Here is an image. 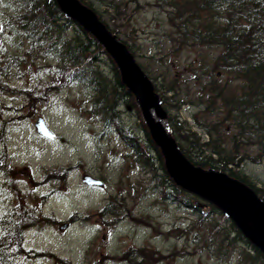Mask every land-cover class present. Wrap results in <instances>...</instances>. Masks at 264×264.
<instances>
[{"label":"rangeland","instance_id":"rangeland-1","mask_svg":"<svg viewBox=\"0 0 264 264\" xmlns=\"http://www.w3.org/2000/svg\"><path fill=\"white\" fill-rule=\"evenodd\" d=\"M88 1L101 12L111 30H117L118 37L133 46L138 61L164 90L168 116L180 119L184 132L190 136L194 132L204 142L206 128L218 124L220 137L229 141L231 133L226 130L232 127L237 131L231 119L225 120V97L229 94L210 87L225 85L240 92L243 83L222 67L213 69L211 59L217 47L203 46L183 36L180 20L156 0ZM16 7L11 0H0V24L7 30L0 32V55L23 52L32 45L16 28V22L14 27L4 25L6 15L14 16L19 11ZM76 26L70 24L72 32ZM46 53V45L39 47L35 42L36 61L21 67L9 57L0 56V78L11 85L0 87V101L7 106L2 116L10 125L0 130V151L4 141L9 166H14L8 176L0 171V216L23 201L28 210L48 217L46 222L33 218L27 222L30 226L24 230V246L32 253L18 259V264H263L240 258L245 246L242 240L232 244L226 240L219 248L221 236L216 230L231 228L227 217L203 210L206 221H216L217 228L201 222V213L183 207L174 189L167 188L170 185L165 170L138 159L139 154L150 153L151 159L159 160V155L150 151L145 137L148 128L139 116L135 98H119L122 115L106 126L98 114L85 110L92 108L97 98L86 73H81L79 82L73 80L57 90L55 85L71 73L59 63L63 54L56 49ZM111 59L102 55L94 64L98 63L110 78L115 77ZM84 60L94 62L92 58ZM10 88L22 92L8 93ZM39 115L45 116L55 137L37 133L35 121ZM136 137L147 143L140 146V152L131 147V138ZM226 148L229 150H224L222 157H227L231 146ZM246 150L254 155L259 152L251 146ZM205 155L209 158L210 152ZM241 168L264 188V159L244 162ZM86 173L106 180V188L87 187L82 181ZM49 192L52 196L44 198L43 194ZM111 194H118V200L109 208ZM109 210L114 214H108ZM181 227L186 232L180 231Z\"/></svg>","mask_w":264,"mask_h":264},{"label":"trees","instance_id":"trees-1","mask_svg":"<svg viewBox=\"0 0 264 264\" xmlns=\"http://www.w3.org/2000/svg\"><path fill=\"white\" fill-rule=\"evenodd\" d=\"M33 2L32 6L21 4L23 8L19 9L17 14L6 22V25L13 26L14 22H16V28L31 40L32 48H35V42H39V47L42 46L43 41H46L44 39L45 36V38L49 40L46 46V54L53 53L54 49L59 51V54L63 52L67 57L62 56V60H59L60 65L62 62L64 68H76L74 70V75L71 76L72 79L76 77L80 78L81 73H86L89 77L88 80L96 86L95 90L97 91V95L95 94V96L97 98L94 101V110L100 113L102 119L108 124L112 118L115 116L118 117L119 115L117 110L118 99L127 96L135 98L134 95L126 90L125 86L111 87L107 84L110 77L107 76L98 65H94L98 59V57H95L97 52L86 53L87 50H90L89 45L92 40L96 46L99 44L92 35H88V39H90L88 43L79 47L83 49V51H86L84 55L73 53L61 47H53V36L50 31L54 30L52 29L54 26L51 24L49 17L51 16L55 19L56 12L64 18L65 16L59 9L56 0H33ZM173 4L178 10V12H175L177 14L174 17L180 20L178 26L183 32L182 35L191 37L194 41L197 40L206 46L221 47L222 52L219 64L231 76L239 78L244 82L242 93L236 92L235 94L232 88L229 87V90L233 93L225 97L226 108L224 113H226L227 117L225 120H232L237 128L235 134L242 135L243 140H251L258 145L259 152L256 153V156L259 157H253V159H255V161H261L264 158V0H174ZM67 21L70 22L69 19H67ZM99 53L100 52H98V54ZM82 56H84V58ZM87 58H92L94 62L90 64L89 62H84V59ZM111 60L114 64L115 80H118L120 85L122 83L118 75L119 69L114 60ZM7 85L10 86L9 83L4 82V80L0 78V87ZM121 87L124 88L122 94L119 92ZM156 90H161V88L156 87ZM9 92L21 93L22 89L15 90L10 88L8 93ZM160 96H163V93H161ZM162 102L165 103V100ZM97 103L99 104L98 106ZM134 103H137L136 100ZM6 107L7 106L0 101V130L4 122L2 113L5 111ZM97 107L100 111L97 110ZM144 123L145 121L143 120V124ZM168 123L171 126L172 133L178 139L181 148L198 164H203L205 160L201 157L208 151L219 153L221 150H229L226 149V145L231 146L230 151L232 152H239L241 150L238 147L240 144L236 135H233V140L235 142L224 141L223 138L220 137L218 124H213L214 126L212 129L206 128V132L210 136V139L201 142L194 132H192V137L197 138H185L186 135L190 136V134L182 132L183 127L180 126L177 120H174V116L169 115ZM216 123H220V121ZM230 128L234 131L232 127ZM145 132L150 142V149L152 148V150L156 151L159 155V160L158 157L155 159L156 162H161L162 168L165 169L164 160L159 149L153 144L150 133H148L149 131L146 130ZM146 150L148 151V146ZM0 161H5L3 154L0 156ZM203 166L216 165L213 163H205ZM164 175L168 177L167 180H169L170 185L179 191L181 194L180 198L185 199L187 203L189 202V204L191 203V205H193V201H195L193 199L197 197L178 186L168 175L166 169ZM238 177L252 186L260 196L264 198V188L257 186L254 182L239 175ZM206 209L208 210H205L204 213H223L213 204H209V207ZM19 211L20 213L17 215L18 218L12 214L11 217L5 216V219L0 222V224L8 227L10 230L7 235L5 234L3 236L0 234V262H2V264L10 263L15 256L14 253H7L9 245L17 244L18 247H23L24 230L30 226L27 224V222L29 223V219L33 218V220H36L40 217L32 210ZM195 212L201 213L203 210H195ZM201 216V222H210V226H213V229L217 228L216 221L212 222V219L206 221V216L202 213ZM226 221L231 225V228L228 230L226 229L227 231L225 232L222 229L216 230L218 235L221 236V241H219L220 245L218 247L223 248L226 240L228 241L227 244L242 240L245 246L240 252V258L244 262L264 264V253L243 235L230 218H227ZM18 230H20V237L16 239ZM179 230L186 232L183 228H179ZM223 233L225 234L223 235ZM137 263L138 262H135V264Z\"/></svg>","mask_w":264,"mask_h":264},{"label":"water","instance_id":"water-1","mask_svg":"<svg viewBox=\"0 0 264 264\" xmlns=\"http://www.w3.org/2000/svg\"><path fill=\"white\" fill-rule=\"evenodd\" d=\"M59 2L66 12L77 18L85 29L95 34L112 52L128 86L136 95L151 134L162 147L170 175L183 188L217 203L227 216H231L245 236L264 252V199L246 183L215 170L209 172L192 163L180 149L176 139L169 134L164 123L155 116L153 110L161 118L166 116V111L153 84L142 75L140 65L127 45L112 33L96 12L83 6L79 0ZM37 127L41 132L51 135L43 118L38 119ZM85 181L89 184H102L90 175L85 177Z\"/></svg>","mask_w":264,"mask_h":264},{"label":"bare ground","instance_id":"bare-ground-1","mask_svg":"<svg viewBox=\"0 0 264 264\" xmlns=\"http://www.w3.org/2000/svg\"><path fill=\"white\" fill-rule=\"evenodd\" d=\"M80 3L85 6V7H88L90 9H92L94 12H96V14L98 15V17L108 26L109 23L103 18V15L101 14V12L99 10H97L93 4L88 1V0H79ZM135 1V0H133ZM138 1V0H136ZM173 1L174 0H156L155 3L156 4H159L161 6H164L165 9H169V11L171 13H173V17L177 14L175 12H178L176 6L173 4ZM11 2L17 7L16 8H23V6L21 4H28L30 6H32V4L34 3L33 0H11ZM58 6H59V9L61 10V12L64 14L65 18L58 14L57 12L55 13V19L53 17H49L50 18V21H51V24L54 26L52 29L54 30H51L50 33L52 34L53 36V40H52V45L53 47L55 46L56 48H64L66 50H69L73 53H76V54H80V55H84V53L86 51H83V49L79 48V47H82V45H85L86 43H88L90 41V39H88V35H92L96 40L97 42L99 43L97 46L93 43V40L90 42V45H89V49L90 50H87L86 53H91V52H97L96 56L95 57H98V59L102 58V55H105V56H109V57H112L114 58L112 52L108 49V47L106 46L105 43H102L99 38L93 34L92 32H89L87 29H85V27L83 26V24L75 17H73L71 14H69L68 12H66L63 7L61 6L59 0H56ZM169 16V13L168 15ZM67 19L70 20V22L67 21ZM73 23V24H76L77 26L74 28V32H72V27L70 28V24ZM27 38V37H26ZM44 39L46 41H43V45L45 44L46 46L48 45L49 43V40H47V38H45L44 36ZM25 40V39H24ZM41 40V39H40ZM119 40H121L123 43H125L128 47V50H132L133 51V46L128 43L127 40L123 39V38H119ZM27 41V40H25ZM194 41V40H193ZM28 42V41H27ZM80 42V44H79ZM195 43L197 44H201L203 45L202 43L198 42L197 40L194 41ZM30 45L32 44L31 42H28ZM5 45L4 41H3V46ZM203 46H206L205 44ZM5 47V46H4ZM207 47H212V46H207ZM217 49L218 52H216L213 56H212V59H211V66L213 67V69H217L218 67H222L220 64H219V60H220V55H221V52H222V48L221 47H218ZM98 52H100L98 54ZM34 54V48H32V45L30 46V48H26L25 51L23 52H18L16 54H11L9 52L7 53H3L1 54L0 56H3V57H9V60H11L16 66L18 67H21L22 65H25V64H31L33 62L36 61V58L33 56ZM63 56L64 57H67L66 54H64L62 52ZM12 57H11V56ZM97 59V60H98ZM96 60V61H97ZM136 61L138 62L139 64V61L138 59H136ZM96 65L99 66V64L97 63ZM140 70H141V73L142 75H144L147 79L150 80V82L153 84L154 88L156 87H159L157 85V83H155L152 79V76L149 74V71L147 69L146 66H144L142 63L140 64L139 66ZM118 75H119V79H121V83L119 85L118 83V80H115L116 77H111L108 81L107 84H109V86L111 87H114V86H125V89L128 90L129 92H133L130 87L128 86V82L123 74L122 71H119L118 72ZM90 85L93 87V88H96V86L91 83L89 81ZM243 85H244V82L242 81ZM210 88L218 91L219 93H225V92H228V94H232L233 92L229 90V86H225V85H218V86H211ZM48 89H52V90H56L55 88L53 87H49ZM47 89V90H48ZM233 90V89H232ZM124 91V88L121 87V89H119V92L120 94H122ZM234 91V90H233ZM235 94L236 92L238 91H234ZM163 93L161 90H160V93L159 95ZM238 93H242V91L238 92ZM159 99L161 101L165 100V97L164 95L163 96H159ZM169 100V99H168ZM259 100V99H257ZM165 102H167L165 100ZM224 103V102H223ZM165 104V103H164ZM138 108L140 110V113H139V116L140 118H144V114H143V111H142V108L138 105ZM121 115H122V112H120ZM4 119V118H3ZM19 120V118H16ZM177 120V122L180 124L181 127L182 126V123L179 121L180 119L178 118H175ZM215 122H218V121H215ZM214 122V123H215ZM213 124V123H212ZM10 125H8V121L6 119H4V122L2 123L1 125V129L2 130H6L8 129ZM182 132L183 133H186L184 132V127L182 128ZM227 133H231V135L229 136V142H235L233 140V135H236V138L237 140H239V149H244L243 151H239V152H232V151H229L227 157H222L223 156V152L224 150H221L219 151V153H216V152H211L210 151V157L208 158L207 155H203L201 158L204 159L205 161L203 162V164L205 163H213L215 164L216 166H203V164H198L196 162H194L186 153L185 151L181 148V146L179 145V142H178V139L174 136V134L172 132H170L169 134L174 138L176 139L177 143H178V146L180 147V149L184 152V154L186 155V157L192 162L194 163L196 166H199L201 169H205L207 171H211V170H215L217 173L219 174H224L225 176H228L230 178H234V179H237V180H240L244 183H246L245 181H243V179H241L239 176L243 177V178H246L247 180L253 182V180L251 179V177L245 173L243 171V169L241 168V165L244 163V162H248V161H253V162H258V161H255V159H253V157H259V156H256V154L254 155L253 153L249 152L246 150V147L248 146H251V147H255L257 148L258 150V145L255 144V142H252L251 140L249 141H245L246 139L243 140V137L242 135H238V134H235V132H233V130L229 127L228 130H226ZM152 140H153V144L157 146V148L159 149L162 157H163V160L166 161V158H165V155L163 153V150H162V147L156 142L155 138L153 137V135H150ZM206 140L208 141L210 139V136L206 133ZM146 137V141L149 143V139L147 137V135L145 136ZM188 137V135L185 136V138ZM190 138H193L192 136H190ZM186 140V139H185ZM133 142L132 144V148L136 149V152H140L139 149H141V145L143 146V143L147 144L146 141H144L142 138H137L136 137V140L133 139L131 140ZM146 149H147V146H144ZM206 149H209V148H206ZM227 149V148H226ZM151 152L152 151V148L150 149ZM248 154V155H247ZM147 155V156H146ZM146 155H141L139 154L138 155V159L143 162L145 161L146 163H148V165L150 166H157L156 169H163L162 168V163L160 162V166L157 165L156 161L154 159H151L150 157H152V155H150V153H147ZM149 157V158H148ZM114 158L118 161V156H114ZM227 158V160H226ZM264 159V158H263ZM237 160V161H236ZM232 164H236V166H232ZM164 167L166 169V172L168 173V175L170 176V173L168 172L167 170V167H166V162H164ZM164 169V170H165ZM255 183V182H254ZM247 185H249L248 183H246ZM256 184V183H255ZM185 190V189H184ZM187 192H189L191 195L193 196H196L197 198L193 199L195 201H193V205H191V203L189 204V202L187 203V201H185V199H181L180 198V193L177 189H174V193L179 197V203L183 204V207H187L188 209H192V210H208L206 208L209 207V204H213L215 205L218 210H223L217 203H215L214 201H212L211 199L207 198V197H204L203 195L201 194H198L196 192H193L191 190H186ZM176 203V202H175ZM199 208V209H198ZM13 211L14 210H5L3 212V217H2V220L5 219V216H9L11 217V215L13 214ZM38 216H40L39 218L37 219H40L44 222H46L45 219H47L48 217L44 218L42 217L41 215L38 214ZM230 217V220L235 223V225L237 226L236 222ZM72 218H75L76 219V216L75 217H72ZM246 220H248L247 217H244ZM0 222H1V219H0ZM250 223V221H248ZM182 228V227H181ZM237 228L243 233V231L237 226ZM254 228V227H253ZM184 229V228H183ZM10 231L8 227H5L3 226L2 224H0V234L1 235H7ZM254 231H256V229L254 228ZM243 235L245 236V234L243 233ZM246 237V236H245ZM247 238V237H246ZM248 239V238H247ZM249 240V239H248ZM25 239L23 237V243H24ZM31 253H32V250H30ZM33 252H36V254L39 253V251H33ZM7 253H14V254H25L26 253V249L24 247L20 248L17 246V244H14V245H9L8 248H7ZM45 253V252H44ZM123 261V260H122ZM117 262V261H116ZM4 264H18L16 263V260L15 258L10 262V263H4Z\"/></svg>","mask_w":264,"mask_h":264},{"label":"snow or ice","instance_id":"snow-or-ice-1","mask_svg":"<svg viewBox=\"0 0 264 264\" xmlns=\"http://www.w3.org/2000/svg\"><path fill=\"white\" fill-rule=\"evenodd\" d=\"M3 31V25H0V32Z\"/></svg>","mask_w":264,"mask_h":264}]
</instances>
